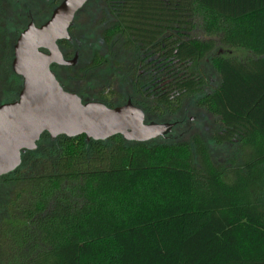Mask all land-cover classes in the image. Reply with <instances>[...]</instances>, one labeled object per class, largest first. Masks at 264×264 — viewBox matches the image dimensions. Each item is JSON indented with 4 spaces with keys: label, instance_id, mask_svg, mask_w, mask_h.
Returning a JSON list of instances; mask_svg holds the SVG:
<instances>
[{
    "label": "trees",
    "instance_id": "1",
    "mask_svg": "<svg viewBox=\"0 0 264 264\" xmlns=\"http://www.w3.org/2000/svg\"><path fill=\"white\" fill-rule=\"evenodd\" d=\"M109 4L116 23L106 43L118 36L126 52L153 50L146 119L175 116L198 96L196 105L221 126L211 140L234 151L215 163L198 135L169 144L43 134L4 176V214L15 219L6 229L4 261L264 264V0ZM6 5L0 0V77L19 93L21 80L10 68L18 34L8 29ZM218 49L250 56L226 58ZM110 59L97 57L94 66L123 62ZM207 61L217 74L214 86ZM8 197L17 199L5 204Z\"/></svg>",
    "mask_w": 264,
    "mask_h": 264
},
{
    "label": "water",
    "instance_id": "2",
    "mask_svg": "<svg viewBox=\"0 0 264 264\" xmlns=\"http://www.w3.org/2000/svg\"><path fill=\"white\" fill-rule=\"evenodd\" d=\"M88 0H62L40 27L30 22L13 46L11 70L21 87L14 102L0 106V177L14 172L25 151H34L43 134L51 140L84 136L106 141L120 136L128 143L165 139L174 125L148 122L145 113L130 102L109 108L82 103L65 92L50 67L67 66L58 42L69 40L76 13Z\"/></svg>",
    "mask_w": 264,
    "mask_h": 264
},
{
    "label": "flooded vegetation",
    "instance_id": "3",
    "mask_svg": "<svg viewBox=\"0 0 264 264\" xmlns=\"http://www.w3.org/2000/svg\"><path fill=\"white\" fill-rule=\"evenodd\" d=\"M91 1H95V2L100 1V3H95L90 5ZM109 1L110 0H88L86 4L76 13L73 24L71 28L68 30L70 39L60 41L58 43V49L60 51V54L62 55L63 60L66 62H71L72 64L67 66H62V65L59 66L54 64L50 67V70L54 75L56 81L60 85V87L65 92L76 95L78 98H80L82 103L95 102V103L103 104L105 106H109V105L114 106L113 105L114 101L122 98L120 100L122 104L118 106L130 102L132 105L140 108L146 114L148 108H152V100H153V88H152L153 69L151 64V60H152L151 56L153 50L151 49V47H141L140 48L141 51L139 53H136V51L133 50H131L130 52H126L125 50L121 49L122 44L120 39H118L119 38L118 36H116L114 40L110 41V43H106L105 35L111 28L115 26L116 23L114 15L111 13L110 10ZM57 6H55L52 9V12ZM87 6L96 7L98 14L94 16V19L95 20L101 19L99 21L93 22L94 26L91 27V32L87 34V37L90 34L94 33L95 31L94 28L97 26L96 30L99 31L98 35L100 36L102 45L109 47L108 44L113 45L116 43L115 45L118 44L117 50H119L120 52L118 51H117L118 53L117 52L107 53L102 51L99 52L97 51L96 48L90 47L92 51L91 58L86 64L81 65L80 58L82 56L83 49L80 46L81 44L80 42L78 43L77 41H74L73 37L71 36V32L75 28V22L78 18V15H81L82 20L85 19V9ZM52 12L50 13V16ZM27 19L29 23L32 22L34 24L31 13H28ZM47 20L38 26H36L35 24L34 25L36 27H40L45 22H47ZM110 55L112 56L113 61H118L119 58H123V62H121V65L115 66L112 63L111 66L107 68L106 62L102 61L103 63L101 64L99 63L98 65L94 66L97 57H101L109 60ZM161 56L162 59L166 57L163 51L161 52ZM158 57L159 55L155 54V58ZM12 59H13V52H12ZM10 68H11V64H10ZM93 72L98 73L97 75H95L96 77L94 81L90 80V76L93 75L92 74ZM101 74L102 75L108 74L109 77L107 79H103L101 78ZM128 74L130 75L129 77L126 76ZM122 76L125 77L122 78ZM138 82H140L139 87L136 88L135 90L134 84L136 86ZM121 89L125 90L126 93H123V90ZM136 103L139 105H144L145 109H143V107L137 105ZM1 105L2 104H0V106ZM180 123L181 122L174 120V122L172 123L168 122L165 124H173L174 127H178ZM167 136H169V134ZM167 136L165 138H167ZM36 149H37V144H36ZM26 152H33V151H25L22 154H25ZM21 160H22V155H21ZM7 199L8 201L5 204H9L11 200L15 201L17 198L8 197ZM14 224H15V219L12 218V214H10V217L8 216V213L4 214V175H3L0 177V264H8L7 261H4V242L8 241L7 238L8 233L6 229L9 226H13ZM23 226H27V224ZM25 263L30 264V262H25Z\"/></svg>",
    "mask_w": 264,
    "mask_h": 264
},
{
    "label": "rangeland",
    "instance_id": "4",
    "mask_svg": "<svg viewBox=\"0 0 264 264\" xmlns=\"http://www.w3.org/2000/svg\"><path fill=\"white\" fill-rule=\"evenodd\" d=\"M44 3H43V2ZM61 0H4V4H7L4 8L8 10V29L11 30V33H17L18 35L25 29V27L29 24L27 19V14L31 13L33 17V22L36 26L42 24L46 21L51 11H48V8L55 3L54 5H58ZM100 3V1H91L90 5ZM25 9V14L22 18L17 17L18 11ZM28 12V13H27ZM98 14L97 8L92 6H87L85 9V19L82 20L81 15H78V18L75 22V28L71 32V36L74 41L80 42V46L82 47V56L80 58V64H86L91 58V48H96L99 52H110L116 53L117 45L113 44L112 46L102 45L100 36L98 35L99 31L96 30L97 26L94 28V33L90 34L87 37V34L91 32V27L94 26V21H99L101 19H94V16ZM201 35V34H200ZM198 34V36H200ZM197 35L195 37H198ZM18 37V36H17ZM204 36L202 35L200 38L202 39ZM91 47V48H90ZM117 52V53H118ZM217 55H221L226 58H237L240 60L246 59V57L250 56V53L237 50V51H229L218 49L216 51ZM111 61V59H109ZM107 65V64H106ZM111 64L109 65V67ZM107 67V68H109ZM206 72H208V76L210 78V82L212 85L217 83V74L211 68L209 61L206 62ZM93 75L90 76V80H95V75L98 73L93 72ZM108 74H101V78L107 79ZM106 85V84H105ZM14 89L8 81L4 77H0V104L12 102L16 99L18 94V89L16 93H14ZM123 90V89H121ZM207 92V90L205 91ZM123 93H126L123 90ZM198 96L193 97L185 101L180 112L175 116H163L158 117V114H152L146 120L148 122L154 123H172L174 120L181 122L178 127H174L172 132L165 139H158V143H175L183 140H188L192 135L200 136L204 141H206L210 155L212 160L215 163H223L226 159H228L234 148L232 146L227 145H216L211 139L213 133L218 132L221 129V126L217 119L212 116L206 109L200 108L196 105V99ZM122 99V98H121ZM119 100L114 101V106H118L122 104ZM124 104V103H123ZM170 118V119H169ZM6 192L8 193L9 188L6 187Z\"/></svg>",
    "mask_w": 264,
    "mask_h": 264
}]
</instances>
